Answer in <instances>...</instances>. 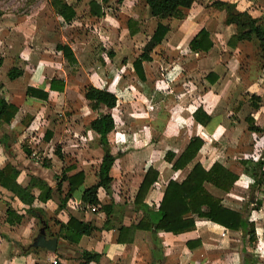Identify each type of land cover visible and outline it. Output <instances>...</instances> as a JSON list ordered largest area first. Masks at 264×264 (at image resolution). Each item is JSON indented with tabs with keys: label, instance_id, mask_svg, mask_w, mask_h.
Masks as SVG:
<instances>
[{
	"label": "crops",
	"instance_id": "1",
	"mask_svg": "<svg viewBox=\"0 0 264 264\" xmlns=\"http://www.w3.org/2000/svg\"><path fill=\"white\" fill-rule=\"evenodd\" d=\"M44 1L46 4L44 10L49 12L50 9L51 15L62 19L53 12L48 0ZM87 1L84 10L87 15L99 18L100 21L102 19L106 21L109 18L106 14L107 6H104L108 0L103 3L101 0H96L104 11L100 16L90 14ZM211 1L193 0L188 7L183 8L181 18L170 17V29L164 35L165 38L168 33L170 34L166 43H170L177 52L181 51V54L186 55L199 53L196 61L204 67V73L196 83L200 85L198 100L191 105L190 109L183 106L179 109L175 108L174 117L179 116L180 119H185V122L175 121L171 125L184 134L183 138L180 135L177 138L180 148L173 150L175 153L182 149L190 135L196 134L201 137L202 143L194 159H197L205 168L213 160L220 161L227 167L226 161L230 163L244 157L254 160L255 157L252 156L258 155L264 145L263 136L259 132L248 130L243 118L246 113H249L255 124L264 125V53L259 50L258 41L253 33L249 38H235L237 25L234 22H226L225 10L213 6ZM222 1L232 3L238 11H246L255 18L257 24L264 26V0ZM33 13L47 20L42 11H32L27 7L23 10L12 9L0 4V55L2 56L0 95L16 107L7 123L0 122V167L6 162L15 165L18 168L15 179L21 185L28 182L30 175H34L52 187L56 181V174L60 173V168L69 165L72 167H69L66 173L70 174L82 169L83 179L65 201V207L60 208H57L56 200L52 197L38 199L39 188L31 189L34 195L31 206L40 208L47 218L44 226L45 235L56 237L53 250L41 246H29L43 220L40 211H28L27 203L0 186V264H54L55 262L58 264H264L262 236L264 181L258 189L254 190L255 195L260 198V204L249 211V220L253 221L256 234V239L252 243L245 241L242 246L239 230L226 228L202 218L195 220L192 229L177 233L162 229L150 232L147 229L133 227L142 215L140 208L132 202L133 193L147 165L155 167L158 174L156 181L148 187L143 201L154 206L161 197L166 181L169 178L180 181L189 167V164H186L172 168L170 162L162 158L163 152L159 156L155 155V151H159L157 150L160 145L158 140H148L142 145L140 151L142 154L144 152L143 155L141 154L144 159L141 161L143 164L138 172L129 169V165L114 172L115 170L112 169L116 159H121L125 163L129 161L127 159L130 156L126 153L114 154L110 151L115 155L109 170L110 192L107 194L102 187H99L97 195L100 202H109L111 197L116 206L115 211L110 213L109 227L102 225L105 218L104 212L94 208V205H87L80 201L82 188L97 179L95 172L102 147L97 134L88 128V121L84 124L83 121H73L76 117L80 119V114L71 111V122L65 117H63L64 120L49 119V113L60 114V110L66 107V93L70 90L69 75L61 62L57 64L61 54L54 47H45L42 49L43 52L40 51L34 56L37 54V48L28 44L27 37L28 31L35 24L33 18H31L32 21L28 20ZM200 27L208 31L212 45L206 51H192L188 48L187 42ZM12 64L21 67L22 72L9 79L5 72ZM209 71L210 74L206 77L205 74ZM53 76L55 85H59V79H62L60 90L56 87V89L49 88V80ZM28 84L46 90V98L28 96L25 93V87ZM106 86L113 91L108 84ZM250 93H254L259 98V106L256 108L251 107L246 99L247 94ZM82 98V101H86L83 96ZM239 99L242 102L233 112L232 105ZM198 104H201L210 115V119L205 124H199L191 117V109ZM177 105L180 106V104ZM45 129L51 131L48 140L43 137ZM68 130L72 133L70 134ZM81 130L85 131L84 136H87L84 138L87 140V146L80 148V155H76L78 165L64 163V152L73 145L71 142L75 141L74 136ZM90 137L99 142L96 147L93 142H90ZM22 141L31 148V152L27 155L21 148ZM42 143L48 146V150L36 152L35 148ZM55 143L59 144V150L63 153L62 159L52 152ZM40 153L41 159L38 158ZM120 154H122L120 157H116ZM87 155H92L90 159L94 158L96 161L92 172L86 168ZM44 157L48 159V164H43L46 162ZM262 168L264 170V165ZM234 172L237 173V178L229 190L217 188L205 181L203 185L209 192L218 196L224 206L240 211L246 199L247 192L245 196L244 192L248 190L250 177L241 171V166ZM123 185L131 187L127 198L123 197L124 193L120 194V188ZM66 187V180H62V194L66 191ZM9 209L13 210V214L7 216ZM15 215H20L19 219L16 220ZM69 216L90 222L96 227L87 233H82L75 243L55 235L54 233L58 231V224L55 221L66 222ZM119 224L123 226L120 229L117 228ZM81 249L95 250L100 253V256L96 261L86 262L79 256ZM244 249L247 251L246 259L243 257ZM53 260L56 261L53 262Z\"/></svg>",
	"mask_w": 264,
	"mask_h": 264
},
{
	"label": "trees",
	"instance_id": "2",
	"mask_svg": "<svg viewBox=\"0 0 264 264\" xmlns=\"http://www.w3.org/2000/svg\"><path fill=\"white\" fill-rule=\"evenodd\" d=\"M102 3L107 0H101ZM120 2L121 0H115ZM147 8L148 14L157 17L155 25L151 30L148 38L144 41L140 51L132 58L131 67L134 73L140 80H144L145 73L143 70V61L151 59V50L159 44L170 29L167 22H163L160 18H181L183 16V8L188 7L193 0H143ZM48 4L53 12L61 16L66 22H69L76 17V11L72 3L66 0H48ZM89 12L92 15L100 16L104 13L101 4L96 0L87 1ZM211 4L215 7H220L225 10L226 22H234L238 30L234 34L237 39L249 38L253 33L258 41L259 50L264 53V26L257 24L255 18L251 17L246 11H238L234 5L227 1L212 0ZM131 18L126 19V26L129 33H133ZM188 48L192 51H206L211 45L212 40L209 37L208 31L204 27H200L187 42ZM54 48L60 51L61 56L70 65H75L77 60L69 44L57 41ZM2 56L0 55V65ZM22 68L16 64L10 65L6 70V76L9 79L20 75ZM210 71L205 74L207 77ZM54 76L49 80L50 89H61L62 79H59V85L53 84ZM210 79V78H209ZM56 87V88H55ZM25 93L28 96L44 99L47 96V91L39 88L38 86L27 85ZM82 96L88 103V107L95 110L96 113L92 116L87 123L90 130L95 132L102 147V153L98 166L96 169V181L84 186L80 193V201L87 205H94L97 210L104 212L105 218L102 225L109 227L110 213L115 211L116 204L111 200L109 202H100L98 199L97 191L102 187L105 193L109 194V182L111 175L109 170L113 164L115 155L110 152L108 134L114 127L113 116L110 109L116 103V95L112 90H109L106 85H94L87 83L83 86ZM246 99L249 105L253 108L259 106V98L254 94H247ZM241 99L232 105V110L235 112L239 108ZM103 108V109H102ZM16 107L13 103L6 100L0 95V122H8L13 116ZM191 117L199 124H205L210 119V115L201 104L196 105L191 109ZM231 116V114H230ZM246 122V128L250 131L259 132L263 136L264 141V125L259 126L255 124L251 114L246 113L243 116ZM51 135L49 129L43 132L44 139L48 140ZM202 143L201 137L196 134L190 135L184 143L182 149L175 153L173 150L166 149L162 158L170 162L172 168L182 167L189 164V167L180 181L169 178L161 193V197L156 206L148 205L143 201V197L148 187L156 181L158 171L152 165H147L144 169L141 178L134 190L132 202L140 208L142 215L139 220L133 225L142 229H147L150 232H156L157 229L171 231L177 233L183 230L192 229L194 222L198 218L208 219L226 228L239 230L242 246L246 242L252 243L256 239L254 224L249 220V211L257 208L260 204V198L255 195L254 190L258 189L259 185L264 181V145L258 153L257 157L253 160L248 157L239 158L241 163V171L250 177L248 182L247 197L243 201L240 211L228 208L220 202V198L209 192L203 185V182H209L212 185L223 190H229L233 181L237 178V173L231 171L227 166L217 160H213L210 165L205 168L197 159L195 154ZM21 148L25 154L31 152L29 145L27 146L23 141ZM59 144L55 143L52 147V152L59 158H63V153L59 150ZM48 164V159L44 158ZM69 166L60 168L59 175L56 174V181L52 187L48 186L46 182L37 176L30 175L28 182L21 185L16 181L18 168L10 162H6L0 167V186L6 188L19 200L28 204V211L39 210L41 218L46 223V216L40 208L31 206L34 195L31 191L32 187L39 188L37 194L38 199L44 200L52 197L56 200L57 208L65 207V201L71 195V192L82 183L83 171L78 169L73 173L67 174L66 171ZM66 180V191L62 194L61 181ZM7 216L13 214V210L7 211ZM20 215H15L14 218L19 219ZM58 224V231L55 235L64 237L71 242H76L82 233L91 231L94 227L93 224L87 221L76 219L69 216L66 222L55 221ZM101 227V226H100ZM123 227L121 224L117 225L120 229ZM264 238V230L262 232ZM243 251V247H242ZM247 251L244 249L243 257L246 259ZM79 256L84 261L98 260L100 253L95 250L81 249ZM56 261V260H55ZM54 261V262H55ZM54 264H58L55 262Z\"/></svg>",
	"mask_w": 264,
	"mask_h": 264
},
{
	"label": "rangeland",
	"instance_id": "3",
	"mask_svg": "<svg viewBox=\"0 0 264 264\" xmlns=\"http://www.w3.org/2000/svg\"><path fill=\"white\" fill-rule=\"evenodd\" d=\"M68 1L74 6L77 15L66 22L51 15L50 9L49 12L45 11L44 0H0L1 5L12 9L23 10L27 7L32 11H42L46 15L47 20L35 13L28 17V20L33 18L35 22L27 33L28 44L37 48V54L34 56L40 51L43 52L42 49L45 47H54L57 41L69 44L75 55L77 60L75 65L67 63L62 56L57 63L59 65L61 62L65 66L69 75L70 90L66 93V107L60 110V114L49 113V119L64 120L63 117H65L71 122L72 111L80 114L81 119L76 117L73 121H83L84 124L96 111L88 107L87 101H82L83 86L89 82L99 86L108 84L117 97L115 105L110 109L114 127L108 134L109 148L114 154L119 152L130 156L127 159L129 161L125 163L117 158L113 164L114 172L124 169L125 165H129L132 171L138 172L143 164L141 161L144 159L142 156L144 152L142 154L140 150L148 140L160 141L157 149L159 151H155V155L159 156L165 149L178 150L180 144L177 138L179 135L183 138L184 134L171 124L182 119L179 116L174 117L173 114H175V108L179 109L183 106L190 109L191 105L198 100L200 85L196 83L204 73V67L196 61L199 53L186 55L181 54V51L177 52L170 43H166L170 36L168 33L167 37L163 36L161 42L151 50V59L143 61L145 78L140 80L132 70L131 60L140 51L157 20V17L148 14L144 1L108 0L104 6H107L106 14L109 21L108 19L100 21L99 18L87 15L84 11L86 0ZM127 17L131 18L133 33H129L126 26ZM160 20L169 23L170 17L160 18ZM181 122H185V119ZM84 133L85 131L81 130L78 135H75V141L71 142L73 145L65 149L64 163L78 165L76 155H80V148L87 146V140L84 139L87 136H84ZM89 140L95 147L99 144L92 137ZM41 146H43L42 149ZM35 149L39 153L48 150V146L42 143ZM91 156L87 155V161H85L89 172H92L96 163L94 158L90 159ZM41 157L40 153L38 158L41 159ZM238 160L225 163L231 171H235L241 166ZM130 189V185L127 187L123 185L120 188V194L124 193L123 197L127 198Z\"/></svg>",
	"mask_w": 264,
	"mask_h": 264
},
{
	"label": "water",
	"instance_id": "4",
	"mask_svg": "<svg viewBox=\"0 0 264 264\" xmlns=\"http://www.w3.org/2000/svg\"><path fill=\"white\" fill-rule=\"evenodd\" d=\"M45 223L41 220V225L38 227V231L32 237L29 246H41L48 250H53L56 245V237L55 236H46L44 232Z\"/></svg>",
	"mask_w": 264,
	"mask_h": 264
},
{
	"label": "built area",
	"instance_id": "5",
	"mask_svg": "<svg viewBox=\"0 0 264 264\" xmlns=\"http://www.w3.org/2000/svg\"><path fill=\"white\" fill-rule=\"evenodd\" d=\"M252 157H255V158H256V157H257V154H256L255 156H252ZM91 207L93 208V206H91ZM54 261H55V260H53V262H54Z\"/></svg>",
	"mask_w": 264,
	"mask_h": 264
}]
</instances>
